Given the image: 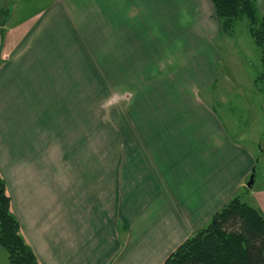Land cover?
I'll use <instances>...</instances> for the list:
<instances>
[{"label": "crops", "instance_id": "1", "mask_svg": "<svg viewBox=\"0 0 264 264\" xmlns=\"http://www.w3.org/2000/svg\"><path fill=\"white\" fill-rule=\"evenodd\" d=\"M0 27V170L5 157L14 165L17 153L37 144V121L51 120V95L68 94L56 84L65 73L88 63L117 72L127 65L129 73L143 65L145 74L167 65L158 86L136 91L144 101L129 111L125 164L113 156L105 167L96 152L95 166L70 168L64 184L46 190L21 164L14 189L1 174L39 264H162L235 194L264 213L259 164L247 186L264 152V104L261 129L235 133L229 111L200 97L232 53L211 42L225 32L211 0H43Z\"/></svg>", "mask_w": 264, "mask_h": 264}, {"label": "rangeland", "instance_id": "2", "mask_svg": "<svg viewBox=\"0 0 264 264\" xmlns=\"http://www.w3.org/2000/svg\"><path fill=\"white\" fill-rule=\"evenodd\" d=\"M41 1L43 0H0V26L5 20L8 22L15 16L21 17L32 12ZM256 2L261 8L263 0ZM15 11L16 15L13 16ZM5 32V29L0 27V61L3 57ZM211 42L219 47L224 46L226 51L223 48V52L232 53L229 57L223 54L218 64L219 77L215 82L216 86L210 84L200 93V97L205 99L210 107H224L229 111H223V114L232 117V122L235 123L231 127L233 132H239L242 127L246 128L250 124L251 134H254L261 129L259 125L261 106L264 104V78L260 77V48L250 35L247 18L243 17L237 21L232 32H223L211 37ZM221 42L225 44L222 45ZM78 66V72L72 73V76L71 72H67L64 79L56 81L61 87L63 84L66 88L64 91L68 94L51 95V120L48 121L47 118L37 121V144H27L29 153H25L21 158V154L17 153L18 159L11 161L14 165L5 157L0 175L6 173L5 176L14 185L12 189L16 183V177L13 176L15 164L31 169L34 175L27 176V179H33V184L38 183L43 190L51 189V182L56 185L64 184L65 173H68L70 168L78 169L86 164L88 167L90 163L95 166L96 152L104 153L105 167L110 166L113 156L123 158L120 159V165L125 164L129 111L135 104L144 101L142 96H137L136 91L138 88L158 86V72L167 70V65L164 64L152 65V70L146 74L143 72V65H137V69H132L130 73L127 65H121L120 72L110 63ZM114 95L119 97L118 101L106 107ZM245 119L247 120L244 121ZM261 137L264 140V133ZM259 154L256 185L262 182L264 186V152ZM83 158L88 160L84 162ZM45 193L50 194L48 191ZM237 194L247 200L245 193ZM0 264H9L7 250L2 245Z\"/></svg>", "mask_w": 264, "mask_h": 264}, {"label": "trees", "instance_id": "3", "mask_svg": "<svg viewBox=\"0 0 264 264\" xmlns=\"http://www.w3.org/2000/svg\"><path fill=\"white\" fill-rule=\"evenodd\" d=\"M222 29L247 18L248 29L260 48L264 78V0H211ZM0 245L7 250L9 264H39L20 231L11 210V198L0 175ZM162 264H264V213L233 195L217 209L208 222L178 244Z\"/></svg>", "mask_w": 264, "mask_h": 264}, {"label": "water", "instance_id": "4", "mask_svg": "<svg viewBox=\"0 0 264 264\" xmlns=\"http://www.w3.org/2000/svg\"><path fill=\"white\" fill-rule=\"evenodd\" d=\"M256 162L257 163L255 164V166H253L251 174H250L249 179L247 181L248 187H251L255 181L256 171H257V167H258V160Z\"/></svg>", "mask_w": 264, "mask_h": 264}, {"label": "clouds", "instance_id": "5", "mask_svg": "<svg viewBox=\"0 0 264 264\" xmlns=\"http://www.w3.org/2000/svg\"><path fill=\"white\" fill-rule=\"evenodd\" d=\"M118 99H119V97L114 95L112 98L109 99V101L107 102L106 107L111 106L113 103L117 102Z\"/></svg>", "mask_w": 264, "mask_h": 264}]
</instances>
